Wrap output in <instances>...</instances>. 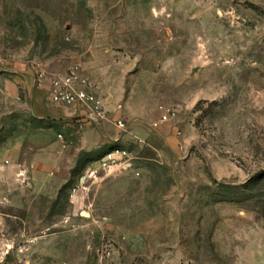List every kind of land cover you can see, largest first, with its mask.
I'll list each match as a JSON object with an SVG mask.
<instances>
[{"label":"rangeland","instance_id":"374dc122","mask_svg":"<svg viewBox=\"0 0 264 264\" xmlns=\"http://www.w3.org/2000/svg\"><path fill=\"white\" fill-rule=\"evenodd\" d=\"M0 264H264V0H0Z\"/></svg>","mask_w":264,"mask_h":264},{"label":"built area","instance_id":"2783aa9c","mask_svg":"<svg viewBox=\"0 0 264 264\" xmlns=\"http://www.w3.org/2000/svg\"><path fill=\"white\" fill-rule=\"evenodd\" d=\"M38 85H48L49 100L53 104L71 106L76 103H83L96 109L100 113L102 101L98 97L93 83L87 76L82 75L77 69L71 68L65 73H46L38 71L34 77ZM169 114V109L159 106V114L154 125L165 122ZM118 127H124V121L118 119ZM127 151L122 148L111 149L105 153L100 162L102 166H109L112 163L126 164Z\"/></svg>","mask_w":264,"mask_h":264},{"label":"crops","instance_id":"0c3cea01","mask_svg":"<svg viewBox=\"0 0 264 264\" xmlns=\"http://www.w3.org/2000/svg\"><path fill=\"white\" fill-rule=\"evenodd\" d=\"M43 87H44L45 89H48V85H47V84H44Z\"/></svg>","mask_w":264,"mask_h":264}]
</instances>
